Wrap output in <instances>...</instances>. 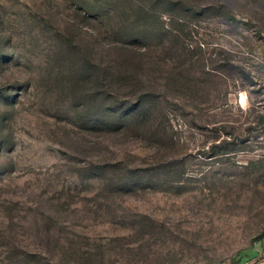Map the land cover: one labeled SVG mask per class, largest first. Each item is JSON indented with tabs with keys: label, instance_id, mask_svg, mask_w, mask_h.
<instances>
[{
	"label": "rangeland",
	"instance_id": "1",
	"mask_svg": "<svg viewBox=\"0 0 264 264\" xmlns=\"http://www.w3.org/2000/svg\"><path fill=\"white\" fill-rule=\"evenodd\" d=\"M263 252L264 0H0V264Z\"/></svg>",
	"mask_w": 264,
	"mask_h": 264
},
{
	"label": "crops",
	"instance_id": "2",
	"mask_svg": "<svg viewBox=\"0 0 264 264\" xmlns=\"http://www.w3.org/2000/svg\"><path fill=\"white\" fill-rule=\"evenodd\" d=\"M244 264H264V252L261 255H259L257 258H253L252 260Z\"/></svg>",
	"mask_w": 264,
	"mask_h": 264
},
{
	"label": "trees",
	"instance_id": "3",
	"mask_svg": "<svg viewBox=\"0 0 264 264\" xmlns=\"http://www.w3.org/2000/svg\"><path fill=\"white\" fill-rule=\"evenodd\" d=\"M104 74V73H103Z\"/></svg>",
	"mask_w": 264,
	"mask_h": 264
}]
</instances>
